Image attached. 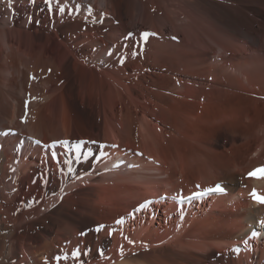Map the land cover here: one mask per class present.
Instances as JSON below:
<instances>
[{"label":"bare ground","instance_id":"6f19581e","mask_svg":"<svg viewBox=\"0 0 264 264\" xmlns=\"http://www.w3.org/2000/svg\"><path fill=\"white\" fill-rule=\"evenodd\" d=\"M13 22L0 20L3 28ZM5 31L10 51L3 53L0 38V264H264V204L251 195L254 190L264 192V179L247 176L250 169L264 165V99L257 98L264 95V61H238L233 47L224 43L218 54L230 50L235 64L218 59V54L217 61L206 58L199 63L189 60L186 50L183 57L177 53L183 58L180 64L173 62L178 72L199 77L203 71L215 82L244 83L246 105L220 113L209 94L173 95L168 92L171 82L158 71V78L141 86L150 92L145 97L155 93L166 102L157 107L140 95H111L112 117L102 121L100 130L82 136L88 142L78 143L80 153L56 147L65 161H72V171L67 168L61 177L48 167L43 179H33L29 161L14 158L16 139L10 135L18 108L9 71L17 61L15 44L24 42L12 30ZM28 37L31 48L35 39ZM39 72L35 75L42 81L45 74ZM127 81L116 77L123 87ZM154 106L162 110V118L147 112ZM82 116L75 120L76 127L91 126L92 118ZM54 118L42 112L27 119L23 148L36 151L45 119L54 124L48 146L70 138L59 131L61 120ZM70 123L66 118L58 124L68 128ZM28 169L30 179L20 174ZM218 181L224 182L226 192L180 208L179 198ZM253 232L259 235L254 238ZM77 249L79 258L73 256Z\"/></svg>","mask_w":264,"mask_h":264},{"label":"rangeland","instance_id":"374dc122","mask_svg":"<svg viewBox=\"0 0 264 264\" xmlns=\"http://www.w3.org/2000/svg\"><path fill=\"white\" fill-rule=\"evenodd\" d=\"M3 1L0 7L4 13L0 10V20H14L12 24L8 23L10 28H3L4 24L0 23L3 53L7 55L10 51L4 40L5 30H12L24 42L23 45L15 44L17 61L9 71L15 82L18 108L14 131L10 134L16 139L12 153L18 161L21 157L29 161L33 179H43V172L48 167L61 177L69 169L59 150L50 151L47 147L50 130H53L50 128L54 125L48 119L39 127L43 138L39 145L36 144V151L28 145L23 148L28 134L27 119L38 113L46 112L51 119L55 115L61 123L69 118L68 128L58 124L60 122L57 125L59 131L70 135L61 141L69 142L68 147L76 151V144L88 142H83L82 136L92 134L94 129L100 130L102 121L112 117L111 95L125 99L129 94L145 97L144 94L150 92H143L141 82H152L161 70L167 82H171L168 92L173 95L184 97L199 93L204 97L209 94L210 103L220 113L240 111L246 105L249 95L244 92V83L237 80H227L223 84L218 80L215 82L205 78L203 71L199 77L178 72L177 64L182 63L180 56L183 57V53L188 52L189 60L193 62L201 63L206 58L217 61L214 56L221 52L220 46L224 43L233 47L238 61L249 64L264 61V0H208L207 5L202 0L200 3L198 0H52L51 7L47 0ZM145 32L155 35L145 42L142 36ZM28 36L35 39L31 48L27 44ZM167 52L175 53L169 56ZM229 52L217 57L235 64ZM173 62L177 64L173 65ZM38 72L45 74L42 81L37 80ZM120 76L128 80L124 87L116 82V77ZM150 95L151 98L145 97L144 101L155 102L157 107L167 101L166 97H155V93ZM257 98L263 100L264 95H257ZM147 112L153 118H162V110L155 106L147 108ZM84 114L92 118L91 126L76 127L75 120ZM92 120L97 122V127L93 126ZM92 144L97 142L94 140ZM52 151L57 153L55 158ZM22 172V176L30 179L29 169ZM217 259L215 256L213 261L217 262Z\"/></svg>","mask_w":264,"mask_h":264},{"label":"snow or ice","instance_id":"6c2138e0","mask_svg":"<svg viewBox=\"0 0 264 264\" xmlns=\"http://www.w3.org/2000/svg\"><path fill=\"white\" fill-rule=\"evenodd\" d=\"M33 2H34V0H33ZM47 2H48V4H49V7H51L52 0H47ZM60 11L63 12L64 9L61 8ZM152 35H155V33H148V32H145V33L142 34L143 39H144L145 42H147L149 36H152ZM36 143L39 145L41 142H40V141H36ZM58 145L68 147V146H69V142H67V141H56V142H54L52 145H49L48 148H49V150L51 151L52 149H55ZM76 151H77V153H80V145H79V144H78L77 147H76ZM52 156H53V158H55V157L57 156V153H56L55 151H52ZM76 158H77V159H80V155H77ZM71 162H72V161H71L70 159L67 161L68 164H71ZM71 171H72V169L69 168V172H71ZM249 175L252 176V177H256V178H258V179H264V169H257V170H254L253 172L249 173ZM215 191H221V192H222V191H223V188L217 186L216 189H215ZM251 195H252V198H253L256 202H258V203H260V204H264V196H261V195L257 194V193L255 192V190L251 193ZM143 207H144V205H141V208H143ZM117 223H118V224H119V223H123V220H118ZM260 224H261L262 227H264V220H261V221H260ZM101 227H103V226H101ZM99 230H100V228L97 229V231H99ZM252 235H253V237L255 238L256 236L259 235V233H257V232H253ZM245 243H247V241H245ZM236 250L238 251L239 249H236ZM80 255H81V252H80L79 249H77V250L73 253V256H74L75 258H79ZM56 259H57V261H59L60 258L57 257ZM64 259H67V256H65Z\"/></svg>","mask_w":264,"mask_h":264}]
</instances>
